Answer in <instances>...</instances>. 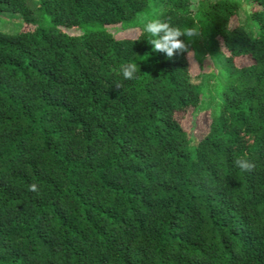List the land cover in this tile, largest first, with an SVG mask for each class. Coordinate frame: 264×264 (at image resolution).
Instances as JSON below:
<instances>
[{
  "label": "trees",
  "instance_id": "16d2710c",
  "mask_svg": "<svg viewBox=\"0 0 264 264\" xmlns=\"http://www.w3.org/2000/svg\"><path fill=\"white\" fill-rule=\"evenodd\" d=\"M157 1L0 0L25 26L0 31V264H264V0L250 25L239 0H199L203 45L172 58L138 20L193 30L191 0ZM206 52L226 75L197 140L179 115L209 95Z\"/></svg>",
  "mask_w": 264,
  "mask_h": 264
},
{
  "label": "rangeland",
  "instance_id": "374dc122",
  "mask_svg": "<svg viewBox=\"0 0 264 264\" xmlns=\"http://www.w3.org/2000/svg\"><path fill=\"white\" fill-rule=\"evenodd\" d=\"M241 3V10L239 12V21L242 24L250 25L247 19L248 6L245 0H239ZM199 0H191V8L195 16V24L193 27V36L197 40L200 46L203 45L204 39V22H200L197 19L196 14L198 11ZM163 8V2L157 1L152 6L153 15H157ZM147 20L146 17H140L139 22L143 26V22ZM237 20L232 21V26L236 24ZM25 26L21 22V18L18 14L11 12H3L0 15V31L4 33L14 34L17 31L24 29ZM91 28H102L100 25H92L87 28H75V29H64L69 33L80 34L86 29ZM108 31L114 35L116 38H121L125 36H132L135 34L133 31H127L123 29L120 25L105 26ZM129 30V29H128ZM191 70L193 74V83L202 86L206 89L209 95H204V104L198 110L189 111L183 115H179V119L182 122L185 130L187 131L189 137L201 140L209 131V126L212 118L213 105H208L210 100H217V91L220 85L225 83L226 75V65L221 57L212 56L210 54L203 53L201 55V66L192 55H190ZM239 65H244L248 63L247 59L237 60Z\"/></svg>",
  "mask_w": 264,
  "mask_h": 264
},
{
  "label": "clouds",
  "instance_id": "9594fccd",
  "mask_svg": "<svg viewBox=\"0 0 264 264\" xmlns=\"http://www.w3.org/2000/svg\"><path fill=\"white\" fill-rule=\"evenodd\" d=\"M142 31L147 36V42L151 45L153 51L163 53L167 58L182 52H187L188 48L185 41L180 39L183 37H192L195 33L192 29L180 28L171 25L160 18L147 19L143 22ZM120 72L125 80L137 78V65L134 63H125L120 67ZM119 87V85H116ZM236 166L242 170L251 169L252 163L247 160H236Z\"/></svg>",
  "mask_w": 264,
  "mask_h": 264
}]
</instances>
